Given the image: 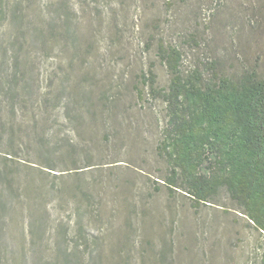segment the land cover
<instances>
[{"label": "rangeland", "instance_id": "1", "mask_svg": "<svg viewBox=\"0 0 264 264\" xmlns=\"http://www.w3.org/2000/svg\"><path fill=\"white\" fill-rule=\"evenodd\" d=\"M174 51L264 78V0H0V264H264V232L160 150Z\"/></svg>", "mask_w": 264, "mask_h": 264}, {"label": "trees", "instance_id": "2", "mask_svg": "<svg viewBox=\"0 0 264 264\" xmlns=\"http://www.w3.org/2000/svg\"><path fill=\"white\" fill-rule=\"evenodd\" d=\"M173 56L174 76L163 102L174 139L168 133L160 150L174 159V175L191 181L185 192L211 203L225 190L264 232V78L254 71L243 79L220 76L212 82L203 71L185 73L177 51ZM214 123L221 126L220 141L217 129L210 134ZM172 139L170 153L166 143ZM204 163L207 174L199 170Z\"/></svg>", "mask_w": 264, "mask_h": 264}]
</instances>
